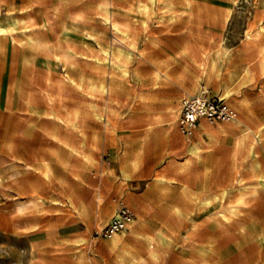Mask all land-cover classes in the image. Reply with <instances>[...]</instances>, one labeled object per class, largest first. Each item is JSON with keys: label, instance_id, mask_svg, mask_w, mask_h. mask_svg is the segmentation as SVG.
I'll list each match as a JSON object with an SVG mask.
<instances>
[{"label": "rangeland", "instance_id": "1", "mask_svg": "<svg viewBox=\"0 0 264 264\" xmlns=\"http://www.w3.org/2000/svg\"><path fill=\"white\" fill-rule=\"evenodd\" d=\"M147 1L0 0V18L23 9L39 41L0 47V264H264V188L231 223L210 217L264 180V132L252 151L230 121L201 120L220 131L217 158L193 175L194 141L178 127L181 101L204 90L264 120V0ZM67 41L81 86L64 87L53 61ZM210 54L217 68L204 75ZM89 79L108 87L93 100L102 122ZM122 207L132 222L102 236Z\"/></svg>", "mask_w": 264, "mask_h": 264}, {"label": "bare ground", "instance_id": "2", "mask_svg": "<svg viewBox=\"0 0 264 264\" xmlns=\"http://www.w3.org/2000/svg\"><path fill=\"white\" fill-rule=\"evenodd\" d=\"M147 1V0H146ZM149 1V0H148ZM147 1V2H148ZM151 2L154 3L155 0H150ZM171 1V0H170ZM186 1V7H190V0H185ZM184 2V1H183ZM168 3V2H167ZM192 3V1H191ZM171 4H166L164 5L165 7L169 8ZM185 5V4H184ZM147 6V4H146ZM164 7V8H165ZM185 7V8H186ZM147 8V7H146ZM192 8V7H191ZM153 10V9H152ZM168 11V10H167ZM171 10H169L170 12ZM28 12V11H27ZM173 12V11H172ZM176 13V11H175ZM26 14V11H24L23 9L19 12L18 16H15L11 13H8L5 17H1L0 18V43H2L3 45L0 47H4L7 46L8 41L11 40L12 42L16 43H20L21 46L26 45L28 47L34 48V49H38L37 47H39V41L38 39L34 36V32H32V30L29 28V26L26 24L25 18L23 17V15ZM179 14V13H178ZM29 16V14H27ZM84 16V15H83ZM74 18L76 20H84L81 13L78 14L77 16H74ZM191 18V17H190ZM96 20V19H95ZM98 20V19H97ZM87 21V20H86ZM94 23V22H93ZM101 24L105 26L111 25L112 29L114 31V33H123L122 31H127L128 28L126 30H122L120 27V25L115 22L114 20H112L110 17H106L101 19ZM100 24V25H101ZM107 28V27H106ZM44 29V28H43ZM42 29V31H43ZM124 29V28H123ZM264 29V28H263ZM263 31V30H262ZM20 32V33H18ZM71 32V31H70ZM264 32V31H263ZM21 34V35H20ZM73 34L76 35L75 41L74 43H76V45L79 42H83L85 43V39H82L83 37L79 34L78 31L74 30ZM118 35V34H117ZM68 37V36H67ZM66 37V38H67ZM248 37V36H247ZM252 37V36H251ZM88 39V38H87ZM86 39V40H87ZM124 39V38H123ZM125 39H127V36L125 35ZM248 40V39H247ZM46 42V41H45ZM70 41L66 42V46L63 48L64 51V55L60 56V55H55L53 57V61H55L56 63H61L64 66V70L66 71L65 75H62L61 78V82L64 85V87H73L76 84L78 86H81V83L85 80L84 76H80L78 78V80L75 79L74 76L70 75V71H72L74 68V64L78 63V56L77 53H75L71 47H70ZM131 47L134 49L135 45L134 43H130ZM9 48V47H8ZM79 51V50H78ZM105 53V52H104ZM89 56V55H88ZM105 59V58H104ZM100 60V59H99ZM116 59H112V65L114 66V68L112 69L113 71L117 72V68H120L121 66L119 64H117V62L115 61ZM98 62V61H97ZM126 63V62H125ZM95 65V64H94ZM96 66V65H95ZM99 68H101V65L98 64ZM203 70V74L206 75L208 73V71H215L217 68V62L216 60L210 55H208L206 57V60L204 62V64L202 66H200ZM105 69V68H104ZM122 72V70H121ZM264 72V71H263ZM123 76H126V72L122 73ZM105 79V78H104ZM89 83H90V91H91V100L90 101V105L88 110H91L93 115H94V120L96 121H101V118L98 114V112H96L95 109V104H93V100L95 101L96 96L100 93L106 95V93H108V87L106 85V83L103 80H98V81H94L92 79H89ZM62 88H60L61 90ZM74 90V89H73ZM79 91V90H77ZM89 91V90H88ZM62 93V92H61ZM65 95V94H64ZM89 102V101H88ZM87 102V105H88ZM61 103V102H60ZM105 105V103H104ZM108 105V104H107ZM63 106V105H62ZM65 107V106H63ZM98 108V107H97ZM87 109V107H86ZM87 110V112H88ZM98 111V110H97ZM100 113V112H99ZM79 114L76 113L75 117H78ZM102 116V115H101ZM50 117V116H49ZM51 118V117H50ZM48 118V119H50ZM79 119V118H78ZM61 122V121H60ZM71 122V121H70ZM57 123L59 124V121L57 120ZM112 123V122H111ZM110 122H106L104 124V126H112ZM73 127V126H72ZM74 129V128H73ZM74 131V130H73ZM259 134H261L262 132H264V125H262L259 129H258ZM73 133V132H72ZM246 133V132H245ZM242 136V135H241ZM240 136V137H241ZM239 137V136H238ZM247 137V138H253V141L251 143V150L254 151V149L256 148V146L260 143L256 138V135L253 131H249L248 133L244 134L242 136ZM243 140V139H242ZM247 140V139H246ZM69 143V142H68ZM238 143V142H237ZM250 145V144H249ZM72 153L73 154H81L80 151L77 148H72ZM81 150V149H80ZM250 150V149H249ZM250 153V152H249ZM82 155V154H81ZM194 155H196L194 153ZM84 158L86 157L85 155H82ZM198 155H196L195 157H197ZM188 159V158H187ZM192 161V159H191ZM189 160H187V164H189ZM169 181V180H168ZM156 182L158 184H164L167 182V179H165L163 176H157L156 178ZM239 182V180H238ZM171 183V182H170ZM264 188V180L260 181L258 184L254 185V186H247L245 187L243 190H240L234 198L230 199L228 201L227 204V208L220 210L216 213H214L213 215H211L210 217L212 219H214L215 221H217L219 224L221 225H226L231 223L232 221L238 219L241 216V213L243 211L244 208L247 207L249 201L251 199H254L258 196L260 189ZM227 195V190L226 189H222V191L220 192V194H216L213 196H210L208 198H206L203 202L202 205L204 207H209L210 205H212L214 202H216L217 200L220 199H224V197H226ZM29 205H32L34 207H37L39 205V201L36 199H31L28 202ZM22 207V206H21ZM25 207V206H24ZM175 210L177 212H179L180 210L178 208H175ZM264 236V235H263ZM152 238V237H151Z\"/></svg>", "mask_w": 264, "mask_h": 264}, {"label": "built area", "instance_id": "3", "mask_svg": "<svg viewBox=\"0 0 264 264\" xmlns=\"http://www.w3.org/2000/svg\"><path fill=\"white\" fill-rule=\"evenodd\" d=\"M236 115V112L228 106L222 97L204 90L181 101L178 127L183 134L190 136L201 120L231 121L236 118ZM132 217L129 210L122 207L102 230L101 235L111 237L120 232L132 222Z\"/></svg>", "mask_w": 264, "mask_h": 264}, {"label": "crops", "instance_id": "4", "mask_svg": "<svg viewBox=\"0 0 264 264\" xmlns=\"http://www.w3.org/2000/svg\"><path fill=\"white\" fill-rule=\"evenodd\" d=\"M236 114V118L230 121L232 125H230L229 129H231L233 134L237 135V137L243 133H248L250 130L256 132L262 125H264V120L260 119V117L255 114V109L253 108H244L241 112H236ZM203 127L201 126V122H199V124L194 128L192 135L186 136L184 134L188 140L193 138L194 145L192 147V152L199 155V158L195 157L196 155L189 157L192 159L191 165L193 166V175L201 171L200 165L202 164V157H204L203 159H205V162H212L217 158V145H215V142L213 141L218 139V133L220 134V131L218 132L217 128H215L217 126H209L210 129L208 130H202ZM220 128L222 129V127ZM256 137L258 138V136ZM184 162L185 160L179 163L183 164ZM143 180L144 179L139 178L137 179V182H141Z\"/></svg>", "mask_w": 264, "mask_h": 264}]
</instances>
